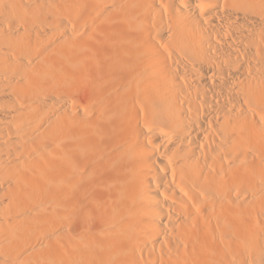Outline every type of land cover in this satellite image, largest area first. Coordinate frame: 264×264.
<instances>
[{"label":"bare ground","instance_id":"6f19581e","mask_svg":"<svg viewBox=\"0 0 264 264\" xmlns=\"http://www.w3.org/2000/svg\"><path fill=\"white\" fill-rule=\"evenodd\" d=\"M0 264H264V0H0Z\"/></svg>","mask_w":264,"mask_h":264}]
</instances>
